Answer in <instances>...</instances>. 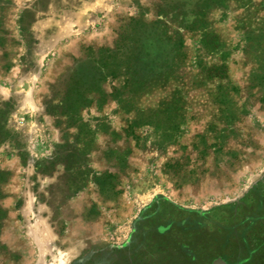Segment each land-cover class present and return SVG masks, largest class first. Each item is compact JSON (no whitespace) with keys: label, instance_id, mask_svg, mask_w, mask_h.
I'll use <instances>...</instances> for the list:
<instances>
[{"label":"rangeland","instance_id":"rangeland-1","mask_svg":"<svg viewBox=\"0 0 264 264\" xmlns=\"http://www.w3.org/2000/svg\"><path fill=\"white\" fill-rule=\"evenodd\" d=\"M263 184L264 0H0V264H247Z\"/></svg>","mask_w":264,"mask_h":264},{"label":"crops","instance_id":"crops-1","mask_svg":"<svg viewBox=\"0 0 264 264\" xmlns=\"http://www.w3.org/2000/svg\"><path fill=\"white\" fill-rule=\"evenodd\" d=\"M260 197L262 200V204L260 207L262 208V211L264 212V189H261ZM250 227L252 228V230H254L255 227L264 228V217L254 219V221H252V226ZM251 238L252 237L248 238L246 242L247 243L246 251H248L249 254H248V258L245 263L251 264V258H252V261L256 263L258 259H262L263 257L262 264H264V234L262 236H255L253 237V239ZM237 264H241V263L239 262Z\"/></svg>","mask_w":264,"mask_h":264},{"label":"water","instance_id":"water-1","mask_svg":"<svg viewBox=\"0 0 264 264\" xmlns=\"http://www.w3.org/2000/svg\"><path fill=\"white\" fill-rule=\"evenodd\" d=\"M221 264H225V263L221 262Z\"/></svg>","mask_w":264,"mask_h":264},{"label":"trees","instance_id":"trees-1","mask_svg":"<svg viewBox=\"0 0 264 264\" xmlns=\"http://www.w3.org/2000/svg\"><path fill=\"white\" fill-rule=\"evenodd\" d=\"M164 106H166V105L164 104Z\"/></svg>","mask_w":264,"mask_h":264}]
</instances>
